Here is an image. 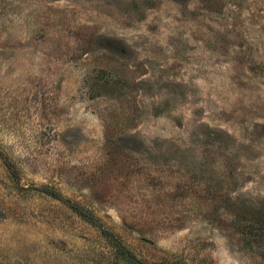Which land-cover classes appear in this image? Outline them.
I'll use <instances>...</instances> for the list:
<instances>
[{"label":"rangeland","instance_id":"1","mask_svg":"<svg viewBox=\"0 0 264 264\" xmlns=\"http://www.w3.org/2000/svg\"><path fill=\"white\" fill-rule=\"evenodd\" d=\"M103 229L264 264V0H0V264H129Z\"/></svg>","mask_w":264,"mask_h":264},{"label":"trees","instance_id":"2","mask_svg":"<svg viewBox=\"0 0 264 264\" xmlns=\"http://www.w3.org/2000/svg\"><path fill=\"white\" fill-rule=\"evenodd\" d=\"M3 157H4V160L6 162V165L9 171L12 173V176L17 180L19 178L18 170L13 165V163L8 159L7 156L4 155ZM42 190L52 195L53 197L63 201L67 205H69L84 219L92 223H97L95 215L87 207L69 198L63 197V195H61L58 191H56L53 188L42 187ZM103 233L110 240L112 245L115 246L118 254H120L129 264H152L150 262L140 259L130 248H128L125 244H123L112 231H109L108 229H103Z\"/></svg>","mask_w":264,"mask_h":264}]
</instances>
